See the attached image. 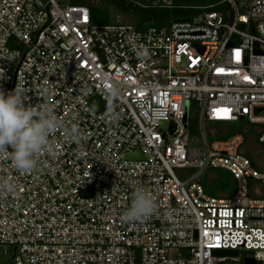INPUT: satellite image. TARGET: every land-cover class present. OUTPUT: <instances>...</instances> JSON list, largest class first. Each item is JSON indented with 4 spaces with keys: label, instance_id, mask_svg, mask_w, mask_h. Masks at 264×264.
Here are the masks:
<instances>
[{
    "label": "built area",
    "instance_id": "built-area-1",
    "mask_svg": "<svg viewBox=\"0 0 264 264\" xmlns=\"http://www.w3.org/2000/svg\"><path fill=\"white\" fill-rule=\"evenodd\" d=\"M87 1L0 0V87L12 89L39 35L14 88L80 131L76 142L58 129L54 152L29 174L0 155V177L17 185L0 192L4 254L11 264H264V151L253 154L264 150V0L203 5L145 30L94 24ZM110 85L120 92L114 101ZM217 121L240 131L210 140ZM218 169L231 172L233 189L215 196L201 176ZM136 187L156 209L122 222ZM229 249L237 255L214 253Z\"/></svg>",
    "mask_w": 264,
    "mask_h": 264
},
{
    "label": "clouds",
    "instance_id": "clouds-1",
    "mask_svg": "<svg viewBox=\"0 0 264 264\" xmlns=\"http://www.w3.org/2000/svg\"><path fill=\"white\" fill-rule=\"evenodd\" d=\"M4 74L0 73V80ZM51 90L42 89L41 95L47 98ZM120 95L119 89L110 85L106 89L109 100ZM26 90L16 85L13 90L5 91L0 87V155H10L13 167L22 174L35 171L42 153L52 154L55 145L50 137L58 130L64 129L66 134L76 142L80 140V131L73 125L65 128L55 109L48 103L32 105ZM106 114L111 120H118L119 114L113 104L106 105ZM9 149L11 152L9 153ZM17 185L0 177V192L15 194ZM156 209L154 197L142 187H136L132 193L131 204L121 216L122 222H143L150 218Z\"/></svg>",
    "mask_w": 264,
    "mask_h": 264
},
{
    "label": "trees",
    "instance_id": "trees-1",
    "mask_svg": "<svg viewBox=\"0 0 264 264\" xmlns=\"http://www.w3.org/2000/svg\"><path fill=\"white\" fill-rule=\"evenodd\" d=\"M243 2L245 0H236ZM91 17L94 24H111L117 21V16L124 18L123 23L134 25L139 30H145L150 27H164L174 20L187 19L200 13L199 8L203 5L215 4L213 9L224 11L229 8L228 3L223 0H175L173 8H153L140 7L129 0H88ZM214 128V132L209 134L210 140L227 139L234 133L240 131L239 124H209ZM191 133V140L194 141L197 135V119L194 115L188 123ZM216 177L208 186V193L220 196L223 193L231 192L233 189V175L225 169L215 171ZM11 259L0 261V264H11Z\"/></svg>",
    "mask_w": 264,
    "mask_h": 264
},
{
    "label": "water",
    "instance_id": "water-1",
    "mask_svg": "<svg viewBox=\"0 0 264 264\" xmlns=\"http://www.w3.org/2000/svg\"><path fill=\"white\" fill-rule=\"evenodd\" d=\"M48 6H49V5H48ZM48 6H47V8H48ZM46 12H47V11H46ZM47 15H48V13H47ZM49 19H50V18H49ZM48 22H49V20H48ZM48 22L46 23V25L48 24ZM46 25H45V26H46ZM45 26H44V27H45ZM44 27H43V28H44ZM41 31H42V30H41ZM41 31H40V32H41ZM39 34H40V33H39ZM38 36H39V35H38ZM38 36H37V38L35 39V41L30 45V47L27 49V51H28V50L31 48V46L37 41ZM27 51H26V52H27ZM26 52L24 53L22 59L24 58ZM257 53H258V51H257ZM22 59H21V61H22ZM21 61H20V63H21ZM20 63H19V65H20ZM19 65H18V67H17V69H16V71H15V76H14V81H13V87H12V89H10V90H13V88H14L15 78H16V74H17V70H18V68H19ZM4 84H5L6 88L9 89V85H10V84H8V83H4ZM187 105H188V104H187ZM93 106H94V103H93ZM257 111H259V110H257ZM187 119H188V116H187V112H186L185 117H184V121L186 122ZM220 123H221V121H217V122H216V124H220ZM163 124H164V123H163ZM134 157H137L136 154H131V155L129 156V158H134ZM214 253L217 254V255L236 256V255H237V250H232V249H229V250H216ZM245 264H256V262H255L254 260H252V259H246V260H245Z\"/></svg>",
    "mask_w": 264,
    "mask_h": 264
},
{
    "label": "rangeland",
    "instance_id": "rangeland-1",
    "mask_svg": "<svg viewBox=\"0 0 264 264\" xmlns=\"http://www.w3.org/2000/svg\"><path fill=\"white\" fill-rule=\"evenodd\" d=\"M117 20L119 21H124V18L121 17L120 15L117 16ZM258 145H255V150L253 151V154L256 155V156H259V154L264 151L262 150L261 148H257ZM257 148V149H256ZM264 158V156H263ZM261 162L262 164L264 165L263 163V160L261 159ZM262 168H264L262 166ZM216 172H213V171H206L202 176H201V179H202V182L204 184V186L206 187V190L208 192V186L213 182L214 178L216 177ZM8 257L4 254V251L3 249L0 248V261H3V260H6Z\"/></svg>",
    "mask_w": 264,
    "mask_h": 264
}]
</instances>
